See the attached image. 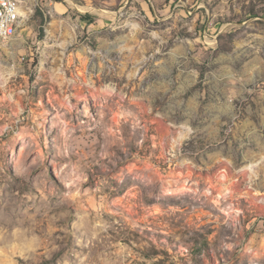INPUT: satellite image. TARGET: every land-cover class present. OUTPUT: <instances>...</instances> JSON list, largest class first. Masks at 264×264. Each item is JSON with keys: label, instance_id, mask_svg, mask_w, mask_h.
<instances>
[{"label": "rangeland", "instance_id": "rangeland-1", "mask_svg": "<svg viewBox=\"0 0 264 264\" xmlns=\"http://www.w3.org/2000/svg\"><path fill=\"white\" fill-rule=\"evenodd\" d=\"M0 264H264V0H25Z\"/></svg>", "mask_w": 264, "mask_h": 264}, {"label": "built area", "instance_id": "built-area-1", "mask_svg": "<svg viewBox=\"0 0 264 264\" xmlns=\"http://www.w3.org/2000/svg\"><path fill=\"white\" fill-rule=\"evenodd\" d=\"M25 0H0V40H13L23 20Z\"/></svg>", "mask_w": 264, "mask_h": 264}]
</instances>
